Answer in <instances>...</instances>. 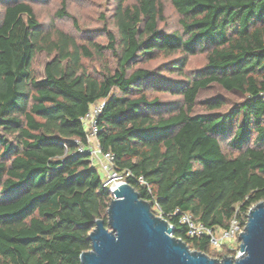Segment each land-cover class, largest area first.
<instances>
[{
	"label": "trees",
	"instance_id": "trees-1",
	"mask_svg": "<svg viewBox=\"0 0 264 264\" xmlns=\"http://www.w3.org/2000/svg\"><path fill=\"white\" fill-rule=\"evenodd\" d=\"M32 1L4 0L0 16V264H80L94 220L107 226L112 194L89 153L72 154L74 139L86 143L79 118L99 99L100 150L114 154V168L175 237L210 247L207 235L187 234L176 208L206 226L225 227L234 214L244 223L264 201V0H170L179 15L170 30L159 26L161 0H114L105 43L45 30ZM64 8L61 0L56 14L70 16ZM105 51L113 67L84 66ZM39 52L48 56L41 76L32 66ZM198 52L204 66L174 85L142 64L178 54L169 70L182 73ZM212 82L245 99L228 114H192L198 90Z\"/></svg>",
	"mask_w": 264,
	"mask_h": 264
},
{
	"label": "water",
	"instance_id": "water-1",
	"mask_svg": "<svg viewBox=\"0 0 264 264\" xmlns=\"http://www.w3.org/2000/svg\"><path fill=\"white\" fill-rule=\"evenodd\" d=\"M107 189V226L102 218L94 220L87 235L91 247L80 253V264H264V201L246 213L239 253L218 259L175 237L170 223L130 183L121 180Z\"/></svg>",
	"mask_w": 264,
	"mask_h": 264
},
{
	"label": "rangeland",
	"instance_id": "rangeland-1",
	"mask_svg": "<svg viewBox=\"0 0 264 264\" xmlns=\"http://www.w3.org/2000/svg\"><path fill=\"white\" fill-rule=\"evenodd\" d=\"M32 1V0H31ZM114 0H65V11L70 16H59L56 14L60 8L61 0H33L32 6L35 11L36 19L45 30L53 31L58 28L73 35L77 41L86 42L88 40H96L105 43L107 38L104 34V27L114 30L111 19V10ZM134 0H129L132 2ZM164 7V18L159 22V26L164 29H175L178 27V18L176 10L172 6L170 0H161ZM4 0H0V16L3 11ZM178 58V54H173L169 57H158L154 60L143 62V66L149 67L157 73L155 77L162 82H168L174 85L181 82L185 76L202 68L206 62L203 52H198L190 55L187 62L183 67L182 73L169 70V65ZM48 60V56L44 52H39L35 55L32 66L36 73L41 76L43 74V65ZM107 61L108 65L113 67L114 60L108 51L104 52V58L91 57L83 58V64L87 69H98ZM155 82H157L155 80ZM158 95L161 100L170 103H176L179 97L169 91L154 90L150 96ZM219 99L223 105L219 108L210 109L208 102L211 100ZM245 99V95L237 90H229L223 88L216 82L210 83L204 88H200L196 94L192 114L199 113H219L228 114L231 108ZM224 146L225 140L222 141ZM91 147L94 145L90 143ZM101 179L104 178V173L99 165L92 163ZM123 176L121 177L122 180ZM231 249L230 254L237 253V242H231L226 245ZM191 249H195L191 245ZM233 248V249H232ZM224 247L216 248L210 246L207 254L210 257L224 256ZM221 255V256H222ZM222 256V257H223Z\"/></svg>",
	"mask_w": 264,
	"mask_h": 264
},
{
	"label": "built area",
	"instance_id": "built-area-1",
	"mask_svg": "<svg viewBox=\"0 0 264 264\" xmlns=\"http://www.w3.org/2000/svg\"><path fill=\"white\" fill-rule=\"evenodd\" d=\"M258 95L263 96L264 91L260 92ZM103 106V100L99 99L91 103L87 111L80 116V121L82 123L86 143L84 144L79 139H74L76 144V150L72 154L88 152L90 155V160L92 163L96 162L100 169L104 173V178L102 179V185L106 188L113 189L114 183L121 181L123 176L119 173L113 164L114 154L107 150L102 152L98 146V141L96 134L98 132L97 117L101 112ZM93 142L94 145L91 147L90 143ZM122 180H124L122 178ZM138 181L143 183V179L138 177ZM155 214L160 215L159 209L155 207ZM174 213H179V220L185 223L187 226V234L190 236H202L207 235L209 240V245L216 248H221L223 245H228L231 242H237V248L239 244V233L243 230L244 223H241L240 218L234 214L228 220L225 227L220 226H206L202 222L194 219V217L189 212H179L176 208ZM171 225V224H170ZM172 226V225H171ZM233 249V248H232ZM239 253V249L236 254Z\"/></svg>",
	"mask_w": 264,
	"mask_h": 264
},
{
	"label": "bare ground",
	"instance_id": "bare-ground-1",
	"mask_svg": "<svg viewBox=\"0 0 264 264\" xmlns=\"http://www.w3.org/2000/svg\"><path fill=\"white\" fill-rule=\"evenodd\" d=\"M115 184V183H114Z\"/></svg>",
	"mask_w": 264,
	"mask_h": 264
}]
</instances>
